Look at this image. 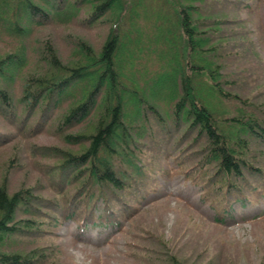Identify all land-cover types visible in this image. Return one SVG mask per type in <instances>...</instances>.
Here are the masks:
<instances>
[{
  "label": "trees",
  "instance_id": "obj_1",
  "mask_svg": "<svg viewBox=\"0 0 264 264\" xmlns=\"http://www.w3.org/2000/svg\"><path fill=\"white\" fill-rule=\"evenodd\" d=\"M166 1L175 12L174 30L165 33L174 47L165 51L167 67L160 66L152 77L138 74L128 80L124 49L136 62L143 47L140 39H132L134 27L122 24L124 0H0V29L18 36L36 23L73 19L90 25L114 16L98 53L76 38L73 63H64L52 45H44L41 60L48 68L23 76L29 55L35 57L39 49L22 38L19 50L0 51V118L5 121L0 147L15 139V131L31 136L48 131L60 140L34 144L29 151L42 165L44 184L11 189L0 181V264H51L55 246L28 249L31 240L36 244L37 237L54 233L42 228L44 223L67 217L84 227L117 223L148 190L139 159L145 151L160 156L166 135L173 152L187 142L189 149L178 160L180 173L201 186L203 197L221 214L234 201H258L264 195V100L247 98L248 90L260 85L263 63L253 49L250 66L222 69L246 62L235 61L227 32L245 21L231 18L229 11L251 12L254 5L251 0ZM90 2V13L83 16ZM211 93L236 100L238 111L215 110ZM165 101L171 104L169 121L159 106Z\"/></svg>",
  "mask_w": 264,
  "mask_h": 264
},
{
  "label": "rangeland",
  "instance_id": "obj_2",
  "mask_svg": "<svg viewBox=\"0 0 264 264\" xmlns=\"http://www.w3.org/2000/svg\"><path fill=\"white\" fill-rule=\"evenodd\" d=\"M124 2L122 24L134 27L132 39H140L143 50L137 52L136 62H131L126 47L122 58L128 59L122 70L128 80L138 74L146 79L149 75L152 77L155 70H160V66L167 67L169 57H166L165 51L174 50L172 44L165 40L168 29L174 30V6L166 0ZM250 4L254 5L251 12L229 11L231 18L245 22L227 28L229 40L234 44L232 51L237 54L235 61L242 59L246 62L232 63L223 67L224 70L250 66L253 49H256L264 68V0L259 3L251 0ZM91 6L90 2L84 7L83 16L90 13ZM64 12H67V8ZM113 21L111 14L90 25L73 22V19H56L48 25L39 26L36 23L23 36L0 29L3 32L0 34V51L19 50L24 38L25 43L36 46L39 53L35 57L29 55L23 76L28 71L43 72L48 68L45 60H41L45 54L44 45H52L64 63H73L78 60L73 46L76 38H83L98 53ZM244 39H248V43ZM38 64L40 69L36 71ZM170 64L175 66L172 62ZM19 74L20 80L22 71ZM260 76V85L247 92V98L254 101L264 100V69ZM193 83L198 84V81L194 80ZM210 97L215 110L234 114L239 109L236 100L217 97L216 93H211ZM168 103H159L167 121L171 110ZM4 123V119L0 118V127ZM7 130L14 131L9 125ZM13 137V141L0 147V181L7 182L11 189L34 183L44 184L42 165L29 151L34 144L54 145L60 144V140L48 131L36 136L15 131ZM164 137L168 144L160 156H156L158 153L155 150L153 153L145 151L138 162L147 171L146 194L151 192L126 216L118 219L116 226L98 224L83 228L71 218L58 219L52 225L44 223L42 228L51 229L54 233L37 237L36 244L35 239L31 240L28 249L55 246L57 253L51 264H264V195L258 201H234L228 208L229 212L221 214L203 197L201 186L195 185L189 178L185 179L180 173L182 168L178 160L188 151L187 142L173 152L169 136ZM222 205L217 207L221 208ZM101 206L99 200L97 208Z\"/></svg>",
  "mask_w": 264,
  "mask_h": 264
}]
</instances>
